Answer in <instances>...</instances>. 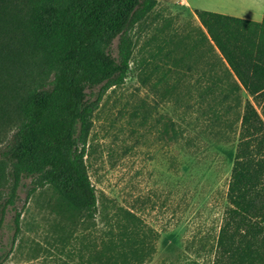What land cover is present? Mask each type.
Here are the masks:
<instances>
[{"label":"rangeland","instance_id":"obj_1","mask_svg":"<svg viewBox=\"0 0 264 264\" xmlns=\"http://www.w3.org/2000/svg\"><path fill=\"white\" fill-rule=\"evenodd\" d=\"M157 2L130 33L129 78L94 116L86 165L97 217L83 218L51 186L28 198L24 180L0 233L3 264L217 262L246 99L195 12L260 20L264 0ZM11 187L4 181L0 202Z\"/></svg>","mask_w":264,"mask_h":264},{"label":"trees","instance_id":"obj_2","mask_svg":"<svg viewBox=\"0 0 264 264\" xmlns=\"http://www.w3.org/2000/svg\"><path fill=\"white\" fill-rule=\"evenodd\" d=\"M157 5V0H0V187L12 184L9 198L0 202V233L24 180L32 183L28 198L51 186L83 218L97 217L86 165L94 116L108 91L129 78L130 33ZM195 14L252 98L244 96L215 264H264V19ZM21 216L16 212L13 245ZM8 257L1 255L0 264Z\"/></svg>","mask_w":264,"mask_h":264},{"label":"crops","instance_id":"obj_3","mask_svg":"<svg viewBox=\"0 0 264 264\" xmlns=\"http://www.w3.org/2000/svg\"><path fill=\"white\" fill-rule=\"evenodd\" d=\"M195 16H196V14H195ZM197 17V16H196ZM231 17H236V16H231ZM236 18H238V17H236ZM239 19H244V20H248V21H253V22H262V20L264 19V15H262L261 16V19L260 20H254V19H250V18H239ZM203 31H204V35L206 36V38H207V40L209 41V43L211 44V47H212V50L215 52V53H217V55L219 54V57L221 58V60H222V56H221V54L219 53V51L216 49V47H215V44L212 42V40L210 39V37L208 36V34H207V31L203 28ZM222 62L223 63H225V65L228 67V65L226 64V62H224L223 60H222ZM213 64V63H212ZM245 97H248L250 100H252V98L247 94V93H245Z\"/></svg>","mask_w":264,"mask_h":264}]
</instances>
